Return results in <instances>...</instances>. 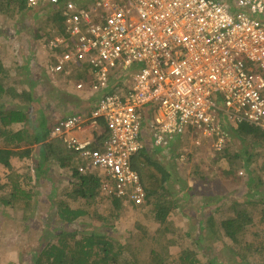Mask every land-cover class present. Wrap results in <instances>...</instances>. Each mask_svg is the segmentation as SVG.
Returning <instances> with one entry per match:
<instances>
[{"label":"built area","instance_id":"2783aa9c","mask_svg":"<svg viewBox=\"0 0 264 264\" xmlns=\"http://www.w3.org/2000/svg\"><path fill=\"white\" fill-rule=\"evenodd\" d=\"M27 3L53 8L66 26L47 40L55 60L47 71L87 68L95 103L58 119L51 137L80 154V172L91 166L103 195L127 205L147 201L132 165L147 137L165 153L177 135L217 152L233 127L264 129V0Z\"/></svg>","mask_w":264,"mask_h":264},{"label":"rangeland","instance_id":"374dc122","mask_svg":"<svg viewBox=\"0 0 264 264\" xmlns=\"http://www.w3.org/2000/svg\"><path fill=\"white\" fill-rule=\"evenodd\" d=\"M6 3L7 0H0V47L10 59L7 64L11 67L1 79L5 84L19 86L17 88L20 92L23 88L32 92L37 101L30 105L34 111L32 117H37V107H43V110H48L57 120L59 113L57 115L53 109L58 108L60 90L72 92L80 99L82 95L87 96L82 93L83 90L76 88V82L82 76L83 70L73 64L68 74L53 69L47 74V62L54 65L55 60L49 61L53 58L51 47L43 39L46 37L48 40V33L58 29V24L52 17L53 11L49 7L37 5L24 10L10 5V10H7ZM21 66H26L24 71ZM18 71L22 72L21 75ZM26 71L32 77L30 83L26 80ZM93 98L89 95L85 100L93 101ZM23 100L18 97L13 99L17 104L23 103ZM147 139L150 153L167 166L171 173L167 184V198L176 202V208L170 213V217L174 220L176 229L172 236L178 238L179 242L171 246L173 259L170 264H183L180 259V242L186 244L202 263L213 259L221 264H264V170H260V166L264 164V147H253L250 139L236 138L234 144L243 154V158L237 159L236 163L241 167H236L234 173H227L231 169L230 163L226 158L217 159L218 151L210 143L197 145L189 136L177 135L178 140L165 153L163 148L154 146L152 140L148 137ZM31 146L37 149L40 145ZM180 153L185 155L184 160L180 159ZM20 154L17 151L12 159L16 161L17 167L23 168V172L27 173L29 169L23 165L31 164L33 168L32 160L19 161ZM35 158V163L42 160L38 149ZM49 166H53V169H49L47 173L43 171L37 179V208L31 218L18 221L19 218L15 217L11 207L0 204V264H34L35 256L45 250L48 243L58 242L63 229L78 230L79 237L84 233L103 231L115 238H124L137 223H141L143 213L147 212L149 215L153 210V203L141 214L137 208L131 209L126 204L128 209L121 212L120 217L112 221L111 225L103 224L100 214L92 215L91 212L85 217H79L75 224H69L59 215L58 207L62 199L64 202L69 201L72 207L77 205L79 200L70 199L75 186L69 183L68 178L63 177L64 168L54 167L50 161H46L43 168ZM0 171L4 174V166L0 167ZM31 174L36 178L34 172ZM250 178L253 179L252 183H248ZM234 201L240 203L239 210L246 211L252 218V222L245 227L244 233L236 242L218 237L211 230L209 222L211 215H215L218 220L229 215ZM89 207L87 210L91 211L94 205L89 204ZM106 208L105 212L111 216L112 209ZM100 210L104 211L102 207ZM142 224L147 230V236H152L157 224L152 220H145ZM243 246L248 248L246 257L239 251Z\"/></svg>","mask_w":264,"mask_h":264},{"label":"trees","instance_id":"16d2710c","mask_svg":"<svg viewBox=\"0 0 264 264\" xmlns=\"http://www.w3.org/2000/svg\"><path fill=\"white\" fill-rule=\"evenodd\" d=\"M10 5H15L20 10L30 7L27 0H7L5 9L10 10ZM50 10L53 11V8H50ZM52 17L54 22L58 24V29L48 33L49 38L63 34L66 30L60 14L53 13ZM43 40L47 41L46 37ZM1 49L2 47H0V101H2L0 106V167L4 166L6 169L4 174L0 171L1 206L11 207L15 217L19 218L18 221H27L31 218L37 208V179L43 171L47 173L49 169H53V166L43 168L44 163L50 161L54 164V167L64 168L63 177L68 178L69 183L75 186H73L74 190L70 194V199L79 200L75 207H72L69 201L60 200L58 210H60L59 215H61V218L69 224H75L79 221V217H85L91 212L92 215L94 213L100 214L99 217L103 220V224L111 225L112 221L120 217L121 212L123 213L128 209L125 200L116 195H103L100 179L93 172L91 166L84 172L79 171L80 154L69 149L63 140L51 137V132L58 119L56 120L48 110L37 107L39 109L37 117L31 116L34 111L30 108V105L34 102L37 103L32 92H28L25 88L20 92L17 88L19 86L15 84L8 85L3 82L1 78L10 69L11 65L7 64L10 59L3 53L4 49ZM25 68L26 66H21L22 71ZM18 72L21 75L22 72ZM29 74L26 71L28 83H30L29 81L32 82V77H29ZM82 77L83 75L78 78L76 84ZM84 80L86 81V78ZM88 81L89 79H87L86 88L83 90L86 94L89 93L90 83ZM15 97L20 98V100L24 99V102L15 103L13 101ZM10 101L11 103H9ZM70 111V114H86V111H83L82 108L79 111H73L72 109ZM101 126L103 131H106V125L101 123ZM31 127L32 130H30ZM229 132L231 140L225 145L224 149L218 151L217 159L226 158L231 165V169L227 173H234L236 167H241L236 163V160L243 158L242 150L234 144L236 138L240 140L250 139L253 147L261 148L264 147V129L245 122L238 127L231 128ZM95 135L97 136V133ZM23 144L26 146L30 144V146L23 147ZM32 144L40 145L37 149L42 155L43 161L33 162L36 159L37 149L32 147ZM147 147L145 145L135 154L132 165L140 174L148 198L145 203L139 206L132 203L128 205L131 209L137 208L141 214L149 204L153 203V210L149 212V215L147 212L143 213L144 218L141 223H137L132 232L121 239L108 235L103 231L84 233L79 237L77 235L78 230L68 231L63 229L58 242L48 243L45 250L35 256L34 264H170L172 262L171 246L177 244L179 239L172 236L176 233V229L175 222L170 217V213L176 208V202L167 198L169 196L167 184L171 173L167 166L160 160L155 159ZM250 149H247V151L249 152ZM17 151L21 153L19 161L32 160L33 168H31V164L23 165V167H28L27 173L23 172V168L17 167L15 165L16 161L12 159V155L16 154ZM260 170H264V164L260 166ZM32 172H34L36 178L33 177ZM252 182L253 179L250 178L248 183ZM83 200L85 201L82 202ZM89 204L94 205L91 211L87 210L90 209ZM239 206L240 203L234 201L230 207V214L222 219L218 220L215 215L210 216L211 230L221 239H230L236 242L238 237L244 233L245 227L252 222V218L246 211L239 210ZM101 207L104 211L100 210ZM106 207L112 209L111 216L105 212ZM145 220H152L157 224L152 236H147V230L142 224ZM137 228L138 230H135ZM141 228L143 231H141ZM179 244L182 247L180 259L183 264H221L213 259H210L207 263H202L186 244L182 242ZM247 249V246H243L239 250L244 257L248 252Z\"/></svg>","mask_w":264,"mask_h":264},{"label":"crops","instance_id":"0c3cea01","mask_svg":"<svg viewBox=\"0 0 264 264\" xmlns=\"http://www.w3.org/2000/svg\"><path fill=\"white\" fill-rule=\"evenodd\" d=\"M78 67H80V66H78ZM80 68L83 70V74H82L83 77L82 78H85L87 75V68L84 66H81ZM47 74H48V71H47ZM59 92H60L59 95L61 96V98L59 97L58 102H57L58 108L53 109V110H56L57 115L59 113V116H58L59 119L70 114L71 109L73 111L74 110L79 111L82 108L83 111H86L96 101V96L94 97L93 101L85 100V97H89V94H87V96L82 95L81 99H80L76 95H74L72 92H66V91H62V90H60ZM82 93H84V92H82ZM27 146H30V144H28ZM79 161H80V163L82 162V160H79Z\"/></svg>","mask_w":264,"mask_h":264}]
</instances>
